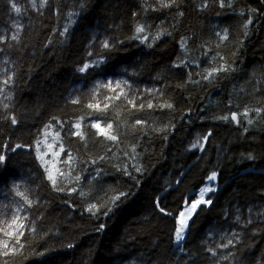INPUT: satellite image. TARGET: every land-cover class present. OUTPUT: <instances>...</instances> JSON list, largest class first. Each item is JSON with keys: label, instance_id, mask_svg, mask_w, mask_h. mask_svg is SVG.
<instances>
[{"label": "trees", "instance_id": "obj_1", "mask_svg": "<svg viewBox=\"0 0 264 264\" xmlns=\"http://www.w3.org/2000/svg\"><path fill=\"white\" fill-rule=\"evenodd\" d=\"M0 38V264H264V0H0Z\"/></svg>", "mask_w": 264, "mask_h": 264}, {"label": "snow or ice", "instance_id": "obj_2", "mask_svg": "<svg viewBox=\"0 0 264 264\" xmlns=\"http://www.w3.org/2000/svg\"><path fill=\"white\" fill-rule=\"evenodd\" d=\"M44 2L46 3V0H44ZM160 3H161V6L162 7H170L172 5V3H175V0H169V2H165V0H160ZM221 6H223V0H221ZM12 7H13V9L17 13L20 12V8L19 7H16V5L14 3L12 5ZM181 15H182V13H181ZM245 27H247V25H245ZM144 30L145 29H144V27L142 25L141 26H137V28H136V32L137 33H142V32H144ZM0 39H2V38H0ZM12 39H17V37L16 36H13ZM104 47L105 48L109 47V45H108L107 42H105ZM87 67H88V65H85L83 68L80 69V71H85L87 69ZM227 70L228 69H224V68H221V69H213L212 71H210L208 73V76H212L217 71H227ZM205 78H208V77H205ZM10 82H11V77H9L3 83L4 84H9ZM117 87H119V85H117ZM2 91H3V89L0 88V92H2ZM119 98H120L119 95L117 97H115V99H119ZM77 102L78 101H73V103H77ZM128 102L130 104H132L133 107H137L135 105L134 101L129 100ZM4 107L7 108L8 105L5 104ZM88 107L89 108L100 109V105L99 104H95V105L89 104ZM107 107H108V105L105 104L104 105V108L106 109ZM138 107L139 108H143L144 105L141 104ZM147 107L148 108H151L152 107V104L149 103L147 105ZM166 107L171 108L172 105L171 104H167ZM256 111L257 112H260V111H262V109H256ZM247 114H248L247 111L245 113H243L244 116H247ZM218 119H224V120L231 119L233 121H236L237 123L239 122L238 121V116H237L236 113H232L230 117L229 116H224V117H218ZM11 122H12V124H16L17 123V121H16L15 118H12L11 119ZM141 123H143V122L140 121V120H137L135 122V124H137V125H139ZM248 123L251 124L252 121L249 120ZM74 127L77 128V129H79L81 127V125L78 122V123H76L74 125ZM91 127L98 129V132H97L98 135H104L107 139H110V140H113V141H116L117 140V136L112 134L113 125L111 123L106 124V127H104V128L101 127L100 123H93L91 125ZM74 135H80L81 138L83 139V134L80 133L79 131L76 132V133H74ZM37 143L39 144L40 142L38 141ZM16 147L19 148V147H22V146L21 145H16ZM14 150L15 149H13V151ZM61 150H63V149H61ZM56 155L58 156L59 153H56ZM40 158L43 160V156H41ZM249 158H251V157H249ZM4 159H5V157L2 156V155H0V163H2L4 161ZM71 159H72V157L69 155V160H71ZM65 163H68V161H65ZM139 170L140 169H137V171H139ZM57 172L59 173L60 176H65V173L64 172H61L60 170H57ZM214 178H215V174H213V176L210 177L209 179H214ZM48 179L52 183L53 187L56 188L58 191H63L64 190L63 188L57 187V179L53 176V174H52L51 171H48ZM75 179L78 181L80 179V177L77 176ZM210 190L211 189H208V188H205V189H202L201 190V193H200L201 198L199 200H196V201L193 202V204L190 206V210H186L187 211V214L189 216L191 215V212L195 211V209L200 204H202V203L203 204H211V200H204L203 199L204 194L206 192L210 191ZM17 195L23 197L24 200H25V202L27 204L31 205L32 202L30 200H28V198L26 196H24V193L17 191ZM81 195H83V193H81ZM117 199H119V197H115L113 199V203H115V200H117ZM95 208H96V206L95 205H92V206L89 207L88 211L92 212L93 209H95ZM17 211H19V209ZM161 211L163 212L164 210L161 209ZM185 214H186L185 212H181L180 213V217H181V219L179 221V225L180 226L177 227L176 232H175V240H176V243L177 244H179L180 241H182L184 239V231H185V229L187 227L186 220L184 219ZM21 221H22V218L20 216H18V215H15V216H13V218H12V220L10 222H7L6 223V226L0 227V232H2L5 236L11 237L12 239H14L15 244H20V237L23 236V231H21V229L24 228V225H23V223ZM14 226H15V228H14ZM231 243H232V241L229 240L228 241V244L221 245V247H228V245L231 244ZM0 246H2L3 249H5V251H3L2 253H0V254H2L4 256L9 255L10 252H15L16 251V248L15 247H10L9 242L7 240L0 241ZM209 251H212L213 252V255H215V252L212 249H209Z\"/></svg>", "mask_w": 264, "mask_h": 264}, {"label": "rangeland", "instance_id": "obj_3", "mask_svg": "<svg viewBox=\"0 0 264 264\" xmlns=\"http://www.w3.org/2000/svg\"><path fill=\"white\" fill-rule=\"evenodd\" d=\"M156 1V3L157 4H161L160 3V0H155ZM218 16H214L212 19H213V21H216V18H217ZM216 23V22H215ZM139 26H141V24L139 25ZM143 27H144V32H142V33H137V38L138 39H140L141 41H146L147 40V38H150V40H153L154 38H156V34H154V33H147V30H148V28H149V26H148V28L146 29V27H147V25H142ZM217 36H219L218 34H216ZM142 37V38H141ZM206 37H209V36H206ZM220 37V36H219ZM220 39L222 40V38L220 37ZM218 41H220V40H218ZM183 42L185 43V44H188V41H187V39L186 38H184L183 39ZM197 44H200L199 45V49L197 50V49H195V51H194V49H193V52H191V53H186L185 52V54H184V57L186 58V59H188V58H191L192 56H194V55H197L198 56V61H201V58L203 57V56H205V57H203V59H204V62H202L201 61V63L203 64V66H207L208 64H213V63H215L214 61H215V54H214V48L216 47V43L215 44H213L212 42H209L208 41V39L207 38H204L200 43L198 42ZM206 46H209V48H206ZM199 54V55H198ZM200 58V59H199ZM94 63H90V65H93ZM104 85H107V86H109V87H112V88H118L117 87V85H119V86H122V83L120 82V81H118V80H115V81H112L111 79H109L107 82H104L103 83ZM96 123H100V122H96ZM101 125V124H100ZM101 127H102V125H101ZM103 128V127H102Z\"/></svg>", "mask_w": 264, "mask_h": 264}, {"label": "bare ground", "instance_id": "obj_4", "mask_svg": "<svg viewBox=\"0 0 264 264\" xmlns=\"http://www.w3.org/2000/svg\"><path fill=\"white\" fill-rule=\"evenodd\" d=\"M105 69H106V68H105ZM105 71H106V70H105ZM96 73H97V72H96ZM96 73H95V74H96ZM100 73H101V72H100ZM196 85H197V84H196ZM244 124H245V123H244Z\"/></svg>", "mask_w": 264, "mask_h": 264}]
</instances>
